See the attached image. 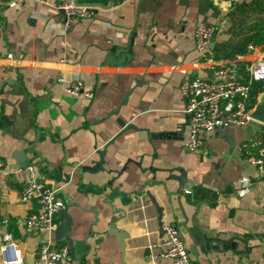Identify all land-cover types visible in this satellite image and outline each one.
Masks as SVG:
<instances>
[{
	"label": "crops",
	"instance_id": "0c3cea01",
	"mask_svg": "<svg viewBox=\"0 0 264 264\" xmlns=\"http://www.w3.org/2000/svg\"><path fill=\"white\" fill-rule=\"evenodd\" d=\"M7 1L0 0V234L12 232L25 264L45 239L66 244L71 264H171L159 254L146 191L161 222L178 227L192 264H264V170L235 147L263 137L264 124L218 127L193 151L181 147L185 124L181 135L167 134L186 123L180 80L209 75L194 49L195 22L214 25L212 57L264 61V0H77L96 10L67 29L55 0ZM128 45L120 63L106 61L109 48ZM73 77L89 98L64 90ZM99 155L101 167L89 169ZM23 161L55 180L67 201L48 232L25 226L35 204L18 199ZM198 233L234 246L201 249Z\"/></svg>",
	"mask_w": 264,
	"mask_h": 264
},
{
	"label": "built area",
	"instance_id": "2783aa9c",
	"mask_svg": "<svg viewBox=\"0 0 264 264\" xmlns=\"http://www.w3.org/2000/svg\"><path fill=\"white\" fill-rule=\"evenodd\" d=\"M15 1L8 0L7 3L13 6ZM53 6L63 29H67L74 18L82 20L92 17L97 7L77 0H55ZM213 32V24L195 22L192 32L194 49L199 53L200 60L206 63L209 75L183 77L177 86L183 100L182 110L187 116L181 147L188 151L198 149L204 133L208 131L253 121L250 116V82L264 79V61L246 62L239 54L220 59L212 57L207 44ZM245 47L247 51L254 48L251 42H247ZM64 90L73 97L89 98L92 95L90 90L83 88L78 77H73ZM235 147L258 171L264 170V137L248 136ZM2 166L3 161L0 159V169ZM18 169L23 177L18 199L35 204V208L25 216V226L31 230L48 232L53 226L54 214L67 202L58 195L60 185L55 180L41 178L34 171L32 162H26ZM158 245L161 246L159 254L167 257L171 264H192L175 224H161ZM154 246L155 243L150 244V248ZM0 264H25L17 241L7 229L0 234ZM33 264H71L67 245H56L48 239L41 241L36 247Z\"/></svg>",
	"mask_w": 264,
	"mask_h": 264
},
{
	"label": "water",
	"instance_id": "95a60500",
	"mask_svg": "<svg viewBox=\"0 0 264 264\" xmlns=\"http://www.w3.org/2000/svg\"><path fill=\"white\" fill-rule=\"evenodd\" d=\"M213 38V34L211 36V39ZM130 42V41H129ZM131 43V42H130ZM129 43V45H130ZM129 45L128 46H120V47H111L108 49V53H107V57H106V61H108L109 59H111L112 57H115V61H117L118 63H120L122 61L123 58H125V51H127L129 49ZM124 60V59H123ZM250 116L253 119V121L257 124V125H261L264 124V86L262 88V90L260 91L258 97L256 98V101L254 103V106L250 112ZM187 116L185 115V118ZM184 124L185 122L182 124L180 123L178 125V127L175 128V130L169 131L167 132V134L169 135H181L183 130H184ZM99 152V150H98ZM26 163V161L24 162H19L16 164L17 168H20L21 166H23ZM101 163H103V158L102 155H99V159L96 162H93V167L89 168V169H99L101 167ZM82 169L84 170V167H82ZM148 169H151L152 171V167L149 166ZM177 179L180 181H184V178L182 176H177ZM151 203L155 206V210H156V224L158 226V231L161 233V219H160V207L157 205V203L155 202L154 198L152 195L149 194L148 191H146ZM197 238H200L199 240H196L197 243H200V248L201 249H214V250H222V249H226V248H233L234 246V242L232 239H228V240H221L218 238H214V237H210V236H205L203 235V233H198L196 234ZM260 236L262 238H264V231L260 233Z\"/></svg>",
	"mask_w": 264,
	"mask_h": 264
},
{
	"label": "trees",
	"instance_id": "16d2710c",
	"mask_svg": "<svg viewBox=\"0 0 264 264\" xmlns=\"http://www.w3.org/2000/svg\"><path fill=\"white\" fill-rule=\"evenodd\" d=\"M251 41L255 43V40H251ZM263 84H264V79L251 80L250 88H249L250 103H252L255 100V96L260 91V89L262 88ZM262 136L264 137V134H262Z\"/></svg>",
	"mask_w": 264,
	"mask_h": 264
}]
</instances>
